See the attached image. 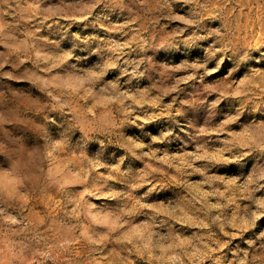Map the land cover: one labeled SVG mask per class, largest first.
<instances>
[{
  "label": "clouds",
  "instance_id": "9594fccd",
  "mask_svg": "<svg viewBox=\"0 0 264 264\" xmlns=\"http://www.w3.org/2000/svg\"><path fill=\"white\" fill-rule=\"evenodd\" d=\"M0 264H264V0H0Z\"/></svg>",
  "mask_w": 264,
  "mask_h": 264
},
{
  "label": "rangeland",
  "instance_id": "374dc122",
  "mask_svg": "<svg viewBox=\"0 0 264 264\" xmlns=\"http://www.w3.org/2000/svg\"><path fill=\"white\" fill-rule=\"evenodd\" d=\"M196 55H199V53H196ZM159 127H161V125H156V126H154L152 129H151V131H153V132H155Z\"/></svg>",
  "mask_w": 264,
  "mask_h": 264
}]
</instances>
